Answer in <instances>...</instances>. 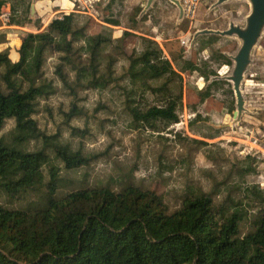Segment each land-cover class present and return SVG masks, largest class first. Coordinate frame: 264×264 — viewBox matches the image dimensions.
I'll return each mask as SVG.
<instances>
[{"label": "trees", "instance_id": "1", "mask_svg": "<svg viewBox=\"0 0 264 264\" xmlns=\"http://www.w3.org/2000/svg\"><path fill=\"white\" fill-rule=\"evenodd\" d=\"M2 7L0 1V13ZM30 23L28 14L12 11L8 26ZM72 24V15L62 14L50 21L46 36L21 32L16 61L0 52V199L34 197L17 208L0 203V264H264V208L244 232L247 213L214 199L218 186L234 189L228 182L199 197L190 187L174 211L154 189L105 184L67 190L75 181L64 175L79 172L90 159L64 142L60 128L47 134L38 125L40 102L57 89L70 98L72 117L83 114L79 102L93 97L96 113L158 136L180 122L182 106L177 78L168 76L157 52L146 47L107 55L108 46L123 45L127 32L112 39L94 36L89 25L71 31ZM9 32L0 29V36ZM74 43L83 53L76 59ZM193 66L177 65L180 73L193 72ZM190 130L208 139L221 133L204 122Z\"/></svg>", "mask_w": 264, "mask_h": 264}, {"label": "rangeland", "instance_id": "2", "mask_svg": "<svg viewBox=\"0 0 264 264\" xmlns=\"http://www.w3.org/2000/svg\"><path fill=\"white\" fill-rule=\"evenodd\" d=\"M0 1L3 3L0 29H11L8 35L0 37V52L7 53L12 61L18 58L21 32L46 36L47 26L55 16L71 14V31L89 25L94 36L101 33L112 39L127 32L123 45L108 46L107 55L130 54L133 49L149 47L164 60L168 76L177 78V92L182 97L180 122L161 136L130 129L128 120L114 118L112 114L109 117L103 112L96 113L98 102L93 97L79 102V107L83 105V114L72 117L70 98L61 88L48 101L40 102L36 115L39 127L47 134L60 128L64 142L90 159L89 165L79 172L64 175L75 181L67 190L105 184L115 190L125 184L154 189L165 198L170 211H174L181 206L182 196L190 187L199 197L225 181L234 189L226 191L225 185L218 186L219 191L214 196L216 203L225 202L227 206L245 211L249 221L243 224V231L250 229L253 215L264 208V36L242 86L248 112L243 113L236 127H221L230 124L235 109L231 85L223 81L224 85L209 88L211 84L207 86V83L210 77L231 72L233 63L226 54L236 51L238 41L200 36L190 56L187 54L194 32L204 28L222 30L229 20L239 21L249 10L246 2L232 1L215 6V0H180L182 6L188 4L196 8L193 17L187 15L177 23L178 10L168 0H156L153 8L139 20L146 0H112L109 6L107 0H39L35 4V23L17 29L8 26L10 15L17 11L29 16L31 0ZM101 26L112 32L102 30ZM64 40L56 38L58 43ZM81 54L82 48L74 43L73 57L76 59ZM188 61L194 65V71L180 73L177 65ZM103 70L102 65L101 72ZM51 71L48 63L46 75ZM224 109L227 111L222 114ZM200 122L220 129V136L208 139L193 134L190 126ZM9 128L11 123L4 131ZM72 128L86 131L81 135ZM229 173L232 177L226 180ZM33 200V195H28L24 201L6 198L0 199V203L17 208Z\"/></svg>", "mask_w": 264, "mask_h": 264}, {"label": "water", "instance_id": "3", "mask_svg": "<svg viewBox=\"0 0 264 264\" xmlns=\"http://www.w3.org/2000/svg\"><path fill=\"white\" fill-rule=\"evenodd\" d=\"M39 0H31L30 20L35 23V4ZM110 1V0H109ZM156 0H146L144 7L139 13L138 20L146 15L152 8ZM178 10L177 23L184 17V8L180 0H168ZM232 1L246 2L249 6L248 12L239 21L229 20L225 29H200L193 33L187 51L190 56L193 45L200 36H220L228 37L238 41V47L232 54L226 56L232 61V69L228 75L210 77L207 86L216 81H225L231 85L235 97V109L232 111V118L229 125L221 127L238 126L243 113L248 112L245 107L246 99L242 90L243 83L247 75L251 72L254 61L255 50L264 36V0H215V6H221Z\"/></svg>", "mask_w": 264, "mask_h": 264}, {"label": "built area", "instance_id": "4", "mask_svg": "<svg viewBox=\"0 0 264 264\" xmlns=\"http://www.w3.org/2000/svg\"><path fill=\"white\" fill-rule=\"evenodd\" d=\"M183 8H184L185 17L187 15H191L193 17L194 12H195V8H196L194 5H189L188 6V4H186L185 6H183ZM157 54L160 56V54L158 52H157ZM262 153H263V156H264V151H262Z\"/></svg>", "mask_w": 264, "mask_h": 264}, {"label": "crops", "instance_id": "5", "mask_svg": "<svg viewBox=\"0 0 264 264\" xmlns=\"http://www.w3.org/2000/svg\"><path fill=\"white\" fill-rule=\"evenodd\" d=\"M12 27H16L17 29H22V27H20V26H12ZM10 29V28H9ZM11 30V29H10ZM10 33V32H9ZM9 33H7V34H3V35H1V36H5V35H8ZM0 36V37H1Z\"/></svg>", "mask_w": 264, "mask_h": 264}, {"label": "flooded vegetation", "instance_id": "6", "mask_svg": "<svg viewBox=\"0 0 264 264\" xmlns=\"http://www.w3.org/2000/svg\"><path fill=\"white\" fill-rule=\"evenodd\" d=\"M107 2H108V3H107V5L109 6V5H110V3L112 2V0H110V1H109V0H107ZM107 5H105V7H106ZM184 17H185V13H184ZM184 17H183V18H184ZM29 19H30V12H29Z\"/></svg>", "mask_w": 264, "mask_h": 264}, {"label": "bare ground", "instance_id": "7", "mask_svg": "<svg viewBox=\"0 0 264 264\" xmlns=\"http://www.w3.org/2000/svg\"><path fill=\"white\" fill-rule=\"evenodd\" d=\"M196 47H198V45H196Z\"/></svg>", "mask_w": 264, "mask_h": 264}]
</instances>
